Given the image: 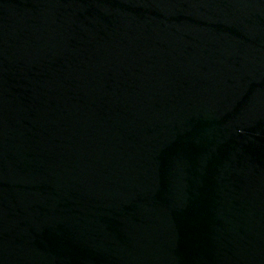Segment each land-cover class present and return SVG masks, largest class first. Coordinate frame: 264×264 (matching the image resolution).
Returning a JSON list of instances; mask_svg holds the SVG:
<instances>
[{
  "label": "water",
  "instance_id": "water-1",
  "mask_svg": "<svg viewBox=\"0 0 264 264\" xmlns=\"http://www.w3.org/2000/svg\"><path fill=\"white\" fill-rule=\"evenodd\" d=\"M0 264H264V0H0Z\"/></svg>",
  "mask_w": 264,
  "mask_h": 264
}]
</instances>
